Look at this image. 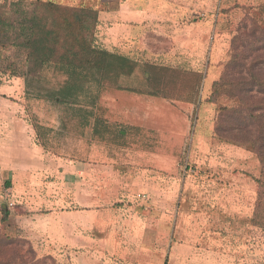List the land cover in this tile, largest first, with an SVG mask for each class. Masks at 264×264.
<instances>
[{
    "label": "crops",
    "instance_id": "obj_1",
    "mask_svg": "<svg viewBox=\"0 0 264 264\" xmlns=\"http://www.w3.org/2000/svg\"><path fill=\"white\" fill-rule=\"evenodd\" d=\"M197 1L208 6L206 0ZM175 5L170 24L163 16L152 18L146 12L139 19H121L129 8L124 11L120 6L109 12L113 16L100 13L101 46L138 62L136 78L146 61L200 74L202 52L213 47L217 56L215 37L223 33L215 31V18L204 12L190 20L193 5L188 1L176 0ZM179 12L186 15L185 31ZM152 38H171L172 43L166 48ZM126 93L130 94L127 104L117 94L109 101L101 96L100 108L84 110L73 119L49 105L34 107L22 113L30 120L26 132L18 115L20 131L4 143L9 160L6 168L0 166V231L26 241L38 257L60 264H141L139 254L131 257L124 232L137 222L131 218L136 208L130 205L134 186L176 177L189 133L185 127L168 130V114L155 107L180 113L194 104L187 96ZM161 117H165L163 128ZM176 117L170 120L176 122ZM24 136L29 139L27 150L22 148ZM137 197L145 199V195Z\"/></svg>",
    "mask_w": 264,
    "mask_h": 264
},
{
    "label": "rangeland",
    "instance_id": "obj_2",
    "mask_svg": "<svg viewBox=\"0 0 264 264\" xmlns=\"http://www.w3.org/2000/svg\"><path fill=\"white\" fill-rule=\"evenodd\" d=\"M57 1L72 6L93 7L99 14L110 16L114 14L109 12L120 6L124 11L129 8V11L120 15L121 19H139L146 12L152 18L163 16V19L169 20L166 21L169 24L172 23L170 18H173L177 9L176 0ZM186 1L193 5L190 20L196 15L203 17V12L208 17L215 18V31L223 33L221 37H215V40L219 41L220 49L216 53L217 56L212 51L213 47L202 52L199 58L201 81L197 87V103L192 104L193 107H190L189 111L184 109L179 110V113L168 107L164 112L162 106L155 107L160 113L168 114V123L165 125L168 130L173 127H185L189 133L176 164V177H161L157 181H146L143 186H134L135 194L130 199V205H135L136 208L131 213V218L137 222L124 230L128 237L130 255L134 258V254H139L142 258L141 264H264V228L256 220L252 221L257 210L260 161L248 146L226 142L215 134L216 126L221 124L216 121L218 107L233 105V101L224 95L226 90H218L219 96L215 103L209 99L212 93L211 83L220 76L222 63L227 60L231 33L243 18L244 9L264 5V0H206L208 6L206 3L203 5L201 0ZM8 2L9 0H0L1 19L4 16L2 14L7 11ZM178 16L182 23L185 22L184 12H179ZM183 24L185 31L188 28ZM9 39L8 33H0L3 44H0V61L5 62V65H2L3 70L8 63L17 64L19 61L15 54L4 47ZM110 40L106 42L110 44ZM152 40L166 48L172 43L171 38ZM96 42L98 45L103 44L98 38V33ZM42 76L44 82L51 87H58L64 81L62 75L50 66L44 69ZM177 78L175 76L174 80ZM23 85L20 77L12 76L9 71L4 74L0 72L2 168H6L5 163L9 160V156L5 154L4 143L13 138L16 131H20L18 126L21 117L18 115H25L24 111H30L34 107L46 108L48 105L42 99L27 96ZM194 85V78L187 76L181 85H176L174 81L168 88L159 92L169 97L187 96L192 99L193 90H196ZM112 94L119 95L125 104L130 102L126 97L130 94L120 90L104 92L102 101H109ZM161 101L155 98V102ZM131 104L133 105L132 102ZM170 112L172 114H169ZM186 112L189 113L188 117L185 116ZM174 115H177L176 122L170 120ZM164 118L161 117V128ZM27 121H30L29 117H23L24 132L30 127ZM22 142V148L27 150L28 137L24 136ZM15 150H19V146ZM138 195H145V199L138 198ZM10 232L14 234V230ZM30 249L34 253L30 252ZM18 250L28 263L33 255L35 260L48 258L38 257L34 248L27 243L18 247ZM54 262L60 264L55 260Z\"/></svg>",
    "mask_w": 264,
    "mask_h": 264
},
{
    "label": "trees",
    "instance_id": "obj_3",
    "mask_svg": "<svg viewBox=\"0 0 264 264\" xmlns=\"http://www.w3.org/2000/svg\"><path fill=\"white\" fill-rule=\"evenodd\" d=\"M2 15L0 33L10 36L4 47L19 61L8 63L4 70L5 62L0 61V72L20 77L27 96L42 99L71 119L84 110L100 108L101 96L108 90L165 98L169 96L159 90L174 81L181 85L187 76H192L196 85L190 102L197 103L201 74L146 61L136 78L138 62L98 45L99 13L93 7L57 0H9ZM227 53L218 80L211 83L209 99L215 103L218 90L224 88L233 105L218 107L216 121L221 124L215 134L226 142L248 146L260 161L257 210L252 221L264 228V5L244 9ZM49 66L64 79L58 87L44 82L42 74ZM25 243L0 231V264H27L18 250ZM34 258L28 264H55L49 257Z\"/></svg>",
    "mask_w": 264,
    "mask_h": 264
},
{
    "label": "built area",
    "instance_id": "obj_4",
    "mask_svg": "<svg viewBox=\"0 0 264 264\" xmlns=\"http://www.w3.org/2000/svg\"><path fill=\"white\" fill-rule=\"evenodd\" d=\"M6 194H8V192H7V191H6ZM9 206L11 207V206H13V204L9 203Z\"/></svg>",
    "mask_w": 264,
    "mask_h": 264
}]
</instances>
